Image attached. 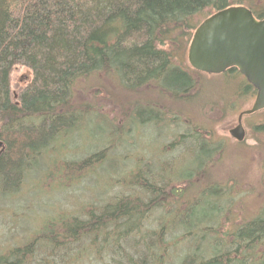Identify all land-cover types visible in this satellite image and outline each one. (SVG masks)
<instances>
[{
	"label": "trees",
	"instance_id": "1",
	"mask_svg": "<svg viewBox=\"0 0 264 264\" xmlns=\"http://www.w3.org/2000/svg\"><path fill=\"white\" fill-rule=\"evenodd\" d=\"M232 5H245L255 18H264L261 0H0V215L26 192L31 179L37 186L50 180L57 190H64L105 160L114 147L111 142L71 158L62 152L70 130L82 126L89 113L107 118L113 126L109 134L132 133L136 125L126 128L127 112L136 107L132 118L141 128L150 122L169 128L162 143L166 153L169 146L180 145L207 156L198 168L203 172L223 147L221 142L186 128L175 135L172 120L163 115L173 109L182 114L170 118L185 115L173 104L194 97L205 78L184 58L197 24ZM17 66L28 68L31 77L13 94L11 74ZM219 76L227 83L239 80L241 96H255L253 86L235 67ZM95 89L105 90L116 103L122 125L109 119L94 95L85 96ZM143 94H155L158 100L141 101L138 96ZM254 129L262 146L264 119ZM138 149L133 156H123L133 158V166L126 167L132 173L126 170L125 177L111 179V188L118 185V191L110 193V188L103 198L76 205V215L66 206L57 208L44 231L37 227L21 246L0 248V264H264V207L233 230H217L222 213L204 222L194 207L205 191L213 203L222 202L221 186L207 185L193 201L180 202L176 196L184 197L193 187L195 172L189 178H170L175 159L160 170H149L151 160ZM41 161L47 163L36 183L32 176ZM262 167L264 175V154ZM163 170L168 179L184 181L187 191H173V186L171 192L165 191L172 183L159 180ZM214 208L223 209L219 204ZM151 217L159 220L154 235L148 231L155 222ZM182 222L189 223L186 229L179 225ZM167 223L169 232L182 231L180 240H196L176 258L170 248L177 240L165 243L162 238Z\"/></svg>",
	"mask_w": 264,
	"mask_h": 264
},
{
	"label": "rangeland",
	"instance_id": "2",
	"mask_svg": "<svg viewBox=\"0 0 264 264\" xmlns=\"http://www.w3.org/2000/svg\"><path fill=\"white\" fill-rule=\"evenodd\" d=\"M261 3L264 4V0H261ZM184 58L186 63L189 64L187 53ZM204 74L202 77L205 78L200 83V90L194 97L185 99V102L181 101L173 104L174 107L181 108L185 115L183 114L178 118H170L173 115H181L180 109H173L171 110L172 114L163 115L164 119L169 118L170 121L172 120L171 128L174 129L175 135H178L179 132L184 131L186 128L188 131L196 130L201 134L208 135L213 141L221 142L223 147L219 152L215 153V156H212L211 162L205 166L203 172L198 171V168L203 166L207 156L188 146L182 147L180 145L169 146L166 153L163 150L162 143L165 142L164 140L169 134V128L155 122H150L148 125L145 124L141 128L140 122L132 118L136 107L128 108L129 111L127 112L129 115L127 122L129 123L126 128L133 124L136 125V129L133 126L131 127L132 133L131 131L126 133L124 130L120 134H109L113 131V126L107 118L100 116L98 113H89L84 117L85 121L82 126L70 130L72 133L69 132V138L66 139L62 152L67 154L68 158H71L77 155L80 156L82 150L86 152L99 143L106 145L111 142L114 147L106 154L102 163L88 170L83 179H77L75 186L67 185L63 188L64 190H57L56 185L52 184L53 181H40L37 186L33 182L30 183L31 179L27 184L26 192L16 196L12 201V205L8 204L5 207V213L0 215V248L21 246L22 243L24 244L30 240L31 230L37 227L39 232L44 231L46 223L51 220L57 208L66 206L70 208L67 210L68 213L76 215L79 210L76 205L84 201L95 202L99 198H103L105 194L108 195L107 193L112 185L111 179L115 175L125 177L126 167L133 166L131 162L133 158L127 159L124 157L128 156L126 154L133 156V153H137L139 151L138 146L143 152L145 151L146 161L149 159L152 162L150 167H147L149 170H160L163 165L166 166L168 162L171 164L172 160L175 159L172 163V167L175 170L171 173L170 178L178 180L181 177L189 178L195 172V175H193V183L195 182V184H190V187H193L183 195L184 197L181 194H177L176 197H178L180 202L187 201L185 198L193 201L197 193L207 185L221 186L218 194L222 195V202L217 200L213 203L212 199L206 196L209 192L205 191L201 199L198 200V204L194 207V210L202 214V218L205 219L204 222L212 221L213 217L215 218L222 213L215 225L217 230H233L234 225H241V222L250 220L260 213L261 208L264 207V175L262 173L264 143L261 146L260 140L256 139L261 138V135L255 134L254 125L264 119V113L260 110V112L243 116L242 125L246 129L245 138L243 141H235L230 136L229 129L237 125V115L251 106L255 96H241L237 90L238 83H240L237 79H232L231 83H227L222 81L223 78L219 74ZM30 77L31 71L28 68L25 66L15 67L11 74L12 93L15 94L19 89L27 85ZM90 95H94V98L100 101L98 102L99 104H104L105 110L103 112L109 115V119L113 121L118 119L117 123L122 125V119L119 117L121 111L113 106L116 103L111 100L105 90L97 91L95 89L86 93L85 96L91 99ZM147 97L152 101L158 100L155 94H143L138 96V99L142 101V99H148ZM161 103H164V99ZM122 113H124V110ZM172 135L173 133L170 134L168 141H171L174 136ZM134 138L138 141V146L134 145L136 142ZM46 163V161H41L39 167L33 172L34 182L37 183V177L43 173ZM132 171V169L128 168L127 174H131ZM168 177L169 174H167L166 170H163L159 180L172 183V185H168L165 188V191L171 192V186L174 188L173 191L176 189L185 191L189 188V186H185L184 181H174L170 178L168 179ZM111 189L110 193H115L118 191V185ZM70 197L72 198L69 199ZM170 202H166L168 207L172 206ZM214 204L215 206L217 204L221 205L222 211H216ZM187 215L184 216L186 217ZM154 221V217H151V222ZM157 222H159L158 219L152 223L153 229L148 230L151 231L150 235H154L153 233L157 231ZM187 224L185 222L179 223L180 226H183L182 230L186 229ZM163 226L167 231L162 236L165 243H170L173 240L178 242H175L176 244L170 248V254L172 253L173 257L176 258L179 253L183 254L187 246L195 244L196 240L194 239L180 240L182 231L169 232L170 223ZM191 226L189 228L194 229V232H196L195 225ZM102 258L106 260L107 256H102ZM90 263L99 264L94 261Z\"/></svg>",
	"mask_w": 264,
	"mask_h": 264
},
{
	"label": "water",
	"instance_id": "3",
	"mask_svg": "<svg viewBox=\"0 0 264 264\" xmlns=\"http://www.w3.org/2000/svg\"><path fill=\"white\" fill-rule=\"evenodd\" d=\"M187 50V61L197 72L222 74L236 67L253 86L251 106L237 115V125L229 129L235 141H243L242 116L264 109V18H255L245 5L212 12L197 24Z\"/></svg>",
	"mask_w": 264,
	"mask_h": 264
}]
</instances>
